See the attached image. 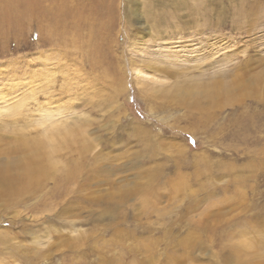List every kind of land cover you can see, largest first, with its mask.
<instances>
[{
  "label": "rangeland",
  "instance_id": "1",
  "mask_svg": "<svg viewBox=\"0 0 264 264\" xmlns=\"http://www.w3.org/2000/svg\"><path fill=\"white\" fill-rule=\"evenodd\" d=\"M130 1L0 0V168L45 129L57 161L14 203L0 183V264H264V0L158 32Z\"/></svg>",
  "mask_w": 264,
  "mask_h": 264
},
{
  "label": "bare ground",
  "instance_id": "2",
  "mask_svg": "<svg viewBox=\"0 0 264 264\" xmlns=\"http://www.w3.org/2000/svg\"><path fill=\"white\" fill-rule=\"evenodd\" d=\"M196 4H194L193 8H192V12H182L181 14L176 12V10H179L183 7L186 8V5H190V2L189 0H146L145 2V9H144V12H143V9L141 7V0H131L130 1V10L129 9H126V6H125V20H126V24L128 25V22L132 21V20H136L138 22V24H140V26L142 27H154V28H157V31H162V28L161 26L163 24H169L170 23L173 25L174 23V28H177L179 30H182V28H187L189 27L188 26V23L189 22H192L191 20H188L190 17H192V19L196 18L198 15L201 16V14L203 12H207V15L208 13H215V12H210L211 10H213L214 8L211 7V6H207V5H203L202 2L204 3V0H195ZM128 5V4H127ZM163 5L165 7L169 6L171 7L173 10L175 11H172V12H158V9L159 6ZM164 7V8H165ZM189 7V6H188ZM191 7V6H190ZM184 8V9H185ZM165 11V10H164ZM182 11H184L182 9ZM218 13V12H217ZM213 15V14H212ZM220 15V14H219ZM216 16V15H215ZM223 16V15H222ZM189 17V18H188ZM214 17V15L212 16ZM182 18V19H181ZM199 18V17H198ZM170 19H174L173 22H170L171 20ZM193 19V20H194ZM213 19V18H211ZM196 20V19H195ZM214 21V20H213ZM217 21V20H216ZM216 21H214L216 23ZM165 24V25H166ZM192 23H189V25H191ZM217 24V23H216ZM196 25V24H194ZM199 25V24H198ZM167 26V25H166ZM198 27V26H196ZM199 27H201V25H199ZM198 27V28H199ZM128 28V27H126ZM125 28V29H126ZM149 28H148V30ZM127 34V33H126ZM158 34V33H157ZM156 34V35H157ZM136 35H139V32H136L135 33V36ZM155 36V35H154ZM156 37V36H155ZM160 37V36H159ZM144 44V43H143ZM140 44L139 45H136V47H140L138 48V50H140L141 52L142 51H145L143 49V47L145 46V44ZM149 48V47H148ZM164 54V53H163ZM159 57V56H158ZM159 59V58H158ZM172 59V57H171ZM171 61L174 62V60L172 59ZM161 62V60L159 61ZM172 62V63H173ZM168 63V62H167ZM171 64V63H169ZM160 69L161 70H165L168 74H173L172 70H170V68L167 66V67H162L160 66ZM105 77L108 78V77H113L115 76V74L117 75L116 71L115 70H110L109 68L106 67V70H102ZM122 76V75H120ZM116 77V76H115ZM211 77V76H210ZM209 77V79L211 80V78ZM214 77V76H213ZM223 78V77H222ZM220 78V79H222ZM230 78V77H229ZM234 78V77H233ZM223 79H226V78H223ZM222 79V80H223ZM232 79V78H231ZM236 79V78H235ZM228 80V79H226ZM230 80V79H229ZM110 81L112 84H114L115 82L117 81H114L113 80H108ZM120 81V80H119ZM221 81V80H220ZM109 82V83H110ZM191 82V81H190ZM190 82H189V85H190ZM121 83V82H120ZM188 83V82H187ZM210 84V82H208ZM180 84V83H179ZM229 82H224V81H221L220 84L219 82L217 83V86H220L221 90H224V91H228V87H229ZM122 85V83H121ZM194 85V84H193ZM201 85V83H200ZM181 86V84H180ZM179 86V87H180ZM187 86V85H186ZM185 86V88H186ZM202 86V85H201ZM205 87H203V90L205 93H208V91H210L211 88L210 85L208 84H204ZM212 86H214L212 84ZM216 86V85H215ZM178 87V86H177ZM208 87H210L209 89H207ZM183 88V87H182ZM182 88H180L182 90ZM178 89V91L180 90ZM190 90V89H189ZM196 92H200L199 90H195ZM201 91V92H202ZM180 92V91H179ZM182 92V91H181ZM183 95L187 96H193V90H190V91H187V89H184L183 92H182ZM208 95V94H206ZM262 96V95H261ZM23 99V98H22ZM24 101H26L24 99ZM22 102V101H21ZM19 104H21L19 102ZM20 106V105H19ZM19 107L18 106H14L13 109H12V113L13 115L16 114V112L19 113L18 111ZM47 112L49 111L48 109H46ZM58 111V109L56 110ZM55 111V112H56ZM60 111V110H59ZM45 112V111H44ZM50 112V111H49ZM53 112V111H52ZM54 112V113H55ZM61 112V111H60ZM58 113V112H57ZM46 114V113H45ZM48 114V113H47ZM47 116H50V115H46V118H48ZM45 117V115L43 116V118ZM51 118H52V114H51V117L49 118V121H51ZM69 121V120H68ZM38 122L40 123V120H38ZM41 122H44V119L43 121ZM46 122V120H45ZM55 122V121H54ZM83 122V121H82ZM53 124V122H50ZM46 124V123H45ZM64 125V124H63ZM43 126V125H42ZM56 126V125H55ZM63 130L61 131H67L66 127L63 126ZM68 127V126H67ZM77 128V127H76ZM61 129L58 128V130ZM138 130V135L140 136L141 134H146V130H144L142 127H137L136 128ZM72 130V129H71ZM45 133L43 134V136L37 141L35 142L33 145H34V149L32 148H29L31 149L32 151H30L29 153L32 152V154H28V158L25 160V161H17L15 162V165L12 166V165H8V162H7V166H3L0 168V177L3 179V180H0V183L1 185H3V188H4V194L6 197V201H13V203L15 202L14 199L16 200L17 198H19L21 200V195L26 191L28 190L27 188H33L34 186H38L40 187L44 181L46 179V177H50V174L53 172V170L57 169V161L54 160L52 157H51V152L55 149H51V150H48V151H43V150H40V147L41 145L46 146L48 149H50L52 147V135L51 134H48L49 132H47L48 130L45 129ZM73 132V130H72ZM71 133V132H69ZM59 134H60V130H59ZM72 134V133H71ZM70 134V135H71ZM83 134V133H82ZM73 135V134H72ZM82 136V135H81ZM142 136V135H141ZM69 137V136H68ZM145 137V136H143ZM147 140V139H146ZM73 143L74 145L77 144V147H76V151H78L80 154L83 152V151H86L88 149V144H85L84 140H83V137H80V138H75L73 140ZM26 145V144H25ZM48 145V146H47ZM65 145V143H64ZM27 146V145H26ZM66 146V145H65ZM22 148V146H21ZM42 149V148H41ZM26 150V149H24ZM264 150V149H263ZM29 151V150H28ZM26 151V152H28ZM56 151V150H55ZM21 152V151H20ZM19 152V153H20ZM41 152V153H40ZM41 154H44V155H41ZM18 156V155H17ZM23 156V154L21 155ZM44 157V158H43ZM16 158V157H15ZM14 158V159H15ZM23 158V157H22ZM9 159V158H8ZM12 159V158H11ZM10 159V161H11ZM25 159V158H24ZM12 162V161H11ZM14 162V161H13ZM69 162V161H68ZM72 162V161H71ZM74 162V161H73ZM2 166V164H0ZM13 168H17V170L19 171L18 174H16L15 172H13ZM77 171L79 170H75L74 169V164H72L70 166V168H68V170H66L63 174V178L65 180H73L75 178L76 175H79L77 174ZM87 173V172H86ZM150 179V178H149ZM152 179V177H151ZM150 179V180H151ZM150 180L149 182H147V186L149 185L150 186ZM37 187V188H38ZM139 187V186H138ZM144 188V187H143ZM149 188V187H148ZM147 189V188H146ZM133 190V189H132ZM145 190V189H144ZM151 189H149L148 191H150ZM125 192V191H124ZM137 192V191H136ZM147 192V191H146ZM135 193V192H134ZM148 193V192H147ZM3 196V197H5ZM123 197V196H122ZM18 201V200H17ZM259 255V254H258ZM251 264V263H250Z\"/></svg>",
  "mask_w": 264,
  "mask_h": 264
}]
</instances>
